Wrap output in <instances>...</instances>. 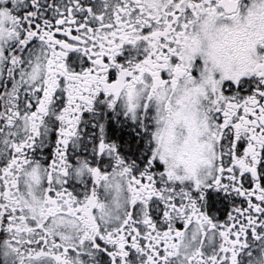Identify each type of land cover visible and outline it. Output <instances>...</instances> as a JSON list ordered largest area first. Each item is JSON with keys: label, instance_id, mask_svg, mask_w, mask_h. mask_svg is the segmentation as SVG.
Instances as JSON below:
<instances>
[{"label": "snow or ice", "instance_id": "1", "mask_svg": "<svg viewBox=\"0 0 264 264\" xmlns=\"http://www.w3.org/2000/svg\"><path fill=\"white\" fill-rule=\"evenodd\" d=\"M0 264H264V0H0Z\"/></svg>", "mask_w": 264, "mask_h": 264}]
</instances>
